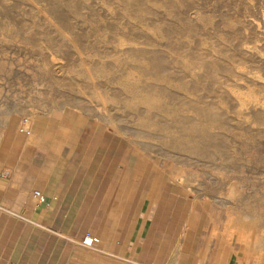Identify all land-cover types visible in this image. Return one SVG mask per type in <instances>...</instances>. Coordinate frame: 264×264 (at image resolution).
<instances>
[{
  "label": "rangeland",
  "instance_id": "374dc122",
  "mask_svg": "<svg viewBox=\"0 0 264 264\" xmlns=\"http://www.w3.org/2000/svg\"><path fill=\"white\" fill-rule=\"evenodd\" d=\"M57 185L75 227L127 198L129 250L29 264H264V0H0V202Z\"/></svg>",
  "mask_w": 264,
  "mask_h": 264
},
{
  "label": "crops",
  "instance_id": "0c3cea01",
  "mask_svg": "<svg viewBox=\"0 0 264 264\" xmlns=\"http://www.w3.org/2000/svg\"><path fill=\"white\" fill-rule=\"evenodd\" d=\"M50 176V173L45 175L46 179H49ZM80 183L81 182H79L78 185L79 188L74 190L73 199H75L77 192H81ZM66 191L67 190L62 192V189L58 185L55 190L50 192L47 191L46 187H44L43 192L39 191L44 197V202L38 203L35 201L38 205L37 207L33 208L32 204L30 203V207L24 210H21L20 208L17 209L16 204L10 203L8 207H5L0 202V264H29L28 261H30L34 256V250L37 252V260H46L47 262L50 260H56L57 262H63L66 246L61 241L66 240V238H79L80 240L86 234L98 239V244L96 246L99 245V242L104 243L105 240L111 241L108 246H102L100 249L102 251L112 252L116 249L129 250V247L125 246V244H119L116 238V232L118 228H123L124 226L128 228V223L123 224L121 221L123 218H128L129 203L127 198H125L124 201L121 199L120 201H115L108 204L104 203L99 206L91 207V210L94 213V218L98 219L101 223V226L98 228H87V226L81 222H79V225L75 227L73 221L70 222V219L74 220L77 217L81 219L85 216L84 207L82 205L83 201L81 196H77L78 200L75 201L72 215L68 216L66 213H64V211H62V204L65 200ZM30 195V201H32V192ZM2 219H4V226L6 224L9 225L10 221H12L14 229L16 225L20 223L23 225L24 231H26L28 234H33L35 231V234H40L43 236L46 234L53 237V242H50V244H44V242H42L39 246H34L32 244V246H29L27 243H25L21 246V248H17L16 243H14L12 247H8L7 242L2 245ZM110 220L113 221L111 222ZM109 222L110 228L107 230V223ZM139 229L141 231V224L137 226V234L141 233L139 232ZM71 245V251L76 254L78 260L81 259L82 250L89 252L91 250L82 248L79 244L74 246L73 242H71ZM28 246L30 249L27 250ZM136 247L137 246H135L133 250H136ZM26 251H30L31 253H26ZM54 251H56V254ZM89 256L91 258L89 257L88 259L90 260L87 261L93 264H129L127 259H118L114 262L112 258H109L104 254H89ZM131 264L146 263L136 259V261H132Z\"/></svg>",
  "mask_w": 264,
  "mask_h": 264
},
{
  "label": "built area",
  "instance_id": "2783aa9c",
  "mask_svg": "<svg viewBox=\"0 0 264 264\" xmlns=\"http://www.w3.org/2000/svg\"><path fill=\"white\" fill-rule=\"evenodd\" d=\"M32 198L38 202V203H43L44 202V197L39 191H33L32 192ZM98 244V239L96 237L90 236V235H84L80 240H79V245L82 248L85 249H92Z\"/></svg>",
  "mask_w": 264,
  "mask_h": 264
},
{
  "label": "bare ground",
  "instance_id": "6f19581e",
  "mask_svg": "<svg viewBox=\"0 0 264 264\" xmlns=\"http://www.w3.org/2000/svg\"><path fill=\"white\" fill-rule=\"evenodd\" d=\"M262 12V11H261Z\"/></svg>",
  "mask_w": 264,
  "mask_h": 264
}]
</instances>
